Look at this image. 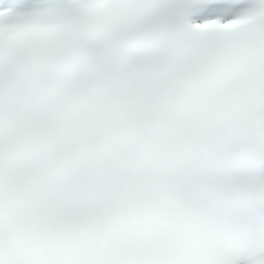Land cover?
<instances>
[{"label": "snow or ice", "instance_id": "snow-or-ice-1", "mask_svg": "<svg viewBox=\"0 0 264 264\" xmlns=\"http://www.w3.org/2000/svg\"><path fill=\"white\" fill-rule=\"evenodd\" d=\"M0 264H264V0H0Z\"/></svg>", "mask_w": 264, "mask_h": 264}]
</instances>
